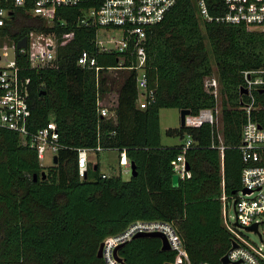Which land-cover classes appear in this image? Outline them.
<instances>
[{"label":"trees","instance_id":"obj_1","mask_svg":"<svg viewBox=\"0 0 264 264\" xmlns=\"http://www.w3.org/2000/svg\"><path fill=\"white\" fill-rule=\"evenodd\" d=\"M215 1L220 0L210 4ZM92 4L59 7L52 25L19 10L0 28L2 37L15 42L31 29L58 37L53 65L32 67L25 53L16 59L21 76L30 78V132L54 120L63 146L58 162L46 166L17 131L0 126V264H109L99 256L101 244L138 220L172 224L188 253L185 264H230L222 261L233 236L224 222L222 195L231 200L242 188L244 103L251 100L243 92V71L264 70V31L203 22L194 0H178L162 21L146 28L144 68L154 97L141 108L133 47L103 51L96 43L98 27L77 22L81 7ZM83 50L96 57L98 71L79 65ZM214 74L220 82L223 155L216 126L208 122L167 129L182 142L164 145L161 109H215L217 99L205 86ZM255 96L251 115L264 127V89ZM102 107L115 117L103 116ZM189 137L185 158L191 175L175 185L174 161ZM98 146L125 150L137 173L124 179L122 169L102 171L97 151L82 177L78 148ZM162 247L159 236H133L118 256L125 264L175 262L178 251Z\"/></svg>","mask_w":264,"mask_h":264},{"label":"built area","instance_id":"obj_2","mask_svg":"<svg viewBox=\"0 0 264 264\" xmlns=\"http://www.w3.org/2000/svg\"><path fill=\"white\" fill-rule=\"evenodd\" d=\"M178 0H0V28L11 23L16 12L24 10L26 13L42 18L48 25L56 22L58 8L62 6H78L81 3L94 2L92 5L81 7L77 22L82 26L98 27L96 43L103 51L124 52L133 47L132 52L136 55L138 70L137 86L139 89V105L146 108L154 94L148 88V77L145 71L147 52L145 41L147 38L146 28L162 21L170 8ZM198 14L203 22L222 24H244L250 30L264 31V0H220L210 4V0H194ZM213 6V8H211ZM12 12V13H11ZM59 21V20H58ZM65 23V21H62ZM117 29L121 38L112 36L107 41L100 38L99 31ZM27 46L18 49L17 44L9 35L0 46V56L5 58V64L0 70V126L17 131L38 152L43 164L46 150L50 149L54 157L63 147L60 143V132L54 120H50L38 131L31 133L28 120L31 116V108L28 102L30 78L22 77L16 55L25 53L28 55L32 67H46L53 65L58 47V37L55 33L31 29L26 35ZM70 34L65 35L68 37ZM12 54V56H11ZM78 63L85 67H96V57L88 50H83L78 58ZM264 70L243 71L245 83L243 89H247L250 101L244 103L247 112V122L242 130V144L240 146L243 160L246 166L242 172V188L237 196L231 200L223 192V217L228 230L232 233V244L226 255L231 263L237 264H264V243L253 242L242 229L258 224V233L261 238V226L264 224V127L252 118V110L256 107L255 91L264 89ZM205 86L217 99L215 109H202L198 114L186 116V126H200L203 123H211L216 126L219 146L222 155L224 152L223 137L220 128L221 97L220 82L215 76L205 79ZM103 116L115 117V112L107 107L100 109ZM30 135V138H27ZM189 137L185 143L184 151L174 161L176 174L184 178L191 173L186 168L185 153L192 144ZM103 147L78 148V169L82 177L88 172L92 162L91 155L102 151ZM120 165L122 173H132V162L128 159L126 151L121 153ZM247 188L249 192H244ZM230 205L235 209V219H231ZM249 229V228H248ZM164 232L171 243V249L178 251L177 258L172 264H185L188 253L183 247L178 232L170 223L163 221L138 220L131 224L124 232L111 236L104 241V257L109 264H120L114 257V249L117 245L132 238L138 232ZM236 243V246L233 244ZM202 264H209L203 262Z\"/></svg>","mask_w":264,"mask_h":264},{"label":"rangeland","instance_id":"obj_3","mask_svg":"<svg viewBox=\"0 0 264 264\" xmlns=\"http://www.w3.org/2000/svg\"><path fill=\"white\" fill-rule=\"evenodd\" d=\"M99 36L105 41H107V39L111 38L112 36H115L119 39L121 38L120 31L117 29L99 31ZM5 39L6 38L0 37V42H3ZM8 40L9 38L6 39V41ZM1 45L2 43H0V46ZM211 60L215 70V74L217 75L218 74L217 66L212 56H211ZM215 74L214 76L216 77ZM219 103L222 104L221 97L219 98ZM219 118H220V127H221L222 125L221 113L219 114ZM160 123H161L162 142L164 145H176L182 142L180 136L178 135L169 136L166 133L167 129L176 128L181 125V111L178 108H162L160 112ZM100 158H101L102 171L109 173L111 171H120L122 169V167L120 166L121 154L118 150L115 149L102 150L100 153ZM91 160L92 162H96L97 155L93 153L91 155ZM53 163H54V153L50 149H48L45 152V159L43 160V164L49 166L52 165ZM122 174L124 179H129L132 173L124 171ZM229 212L231 215V219L234 220L235 209L231 205ZM260 229H261V233L264 235V224L261 226ZM242 232L245 235H247L253 242H256L258 244L264 243V238L262 239L261 236L258 233L254 232L253 230L244 228L242 229Z\"/></svg>","mask_w":264,"mask_h":264},{"label":"water","instance_id":"obj_4","mask_svg":"<svg viewBox=\"0 0 264 264\" xmlns=\"http://www.w3.org/2000/svg\"><path fill=\"white\" fill-rule=\"evenodd\" d=\"M12 13V12H11ZM27 36H24L22 39H20L18 41V44H17V47L18 49L22 48V47H26L27 46ZM243 92L247 93L248 90L245 88L243 89ZM191 110L190 109H182L181 110V126H186V116L188 114H191ZM58 162V155H56L54 157V163H57ZM186 168L187 170L190 169V166L188 163H186ZM137 173V167H136V164L134 162H132V175H135ZM179 179H180V176L178 174H175L174 175V184L177 185L178 182H179ZM244 192H249V190L247 188H244L243 189ZM249 229H254L256 231H258V224H254L250 227H248ZM144 235H152V236H159L162 241H163V249L164 250H169L171 249V243L169 241V238L168 236L164 233V232H161V231H153V232H138L134 235V237H138V236H144ZM124 242L120 243L119 245H117L114 249V257L117 259L118 262H120V264H125L122 259L118 256V248L123 244ZM234 246H236V243L233 244ZM99 256L100 257H103L104 256V242L101 244L100 246V249H99ZM222 261L223 263H231L228 255H225L223 258H222ZM167 264H172L171 262L167 263ZM233 264H237L236 262H234Z\"/></svg>","mask_w":264,"mask_h":264},{"label":"crops","instance_id":"obj_5","mask_svg":"<svg viewBox=\"0 0 264 264\" xmlns=\"http://www.w3.org/2000/svg\"><path fill=\"white\" fill-rule=\"evenodd\" d=\"M5 58L0 56V67H2L5 63Z\"/></svg>","mask_w":264,"mask_h":264}]
</instances>
